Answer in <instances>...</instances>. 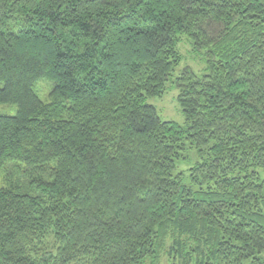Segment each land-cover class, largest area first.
Instances as JSON below:
<instances>
[{
  "label": "trees",
  "instance_id": "1",
  "mask_svg": "<svg viewBox=\"0 0 264 264\" xmlns=\"http://www.w3.org/2000/svg\"><path fill=\"white\" fill-rule=\"evenodd\" d=\"M0 104V264H264V0H0Z\"/></svg>",
  "mask_w": 264,
  "mask_h": 264
},
{
  "label": "rangeland",
  "instance_id": "2",
  "mask_svg": "<svg viewBox=\"0 0 264 264\" xmlns=\"http://www.w3.org/2000/svg\"><path fill=\"white\" fill-rule=\"evenodd\" d=\"M177 48L179 50L181 59L179 64L175 67L174 75L171 79H174L181 69L186 66L190 67L198 75H202L207 70L206 61L204 58V50L195 49L186 35L183 34L180 36L179 42L177 43ZM35 90L41 99L46 100L48 93L51 90V82L44 78L38 80L35 83ZM177 92V88L173 80H171L167 82L162 96L149 97L146 100L156 108V111L162 119L172 120L182 125L184 123V116L177 101ZM15 111L16 106L13 104H0V113L14 114ZM183 155L184 157H181L177 161V168L175 172L184 171L187 174L188 169L196 161L195 148L187 147V149L183 152ZM7 167H9V165H7ZM5 178L6 170L1 169L0 186L6 184ZM161 264H171V260L163 255Z\"/></svg>",
  "mask_w": 264,
  "mask_h": 264
}]
</instances>
